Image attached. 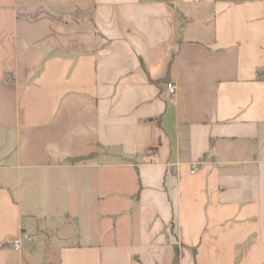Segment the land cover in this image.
Here are the masks:
<instances>
[{"label":"crops","instance_id":"obj_1","mask_svg":"<svg viewBox=\"0 0 264 264\" xmlns=\"http://www.w3.org/2000/svg\"><path fill=\"white\" fill-rule=\"evenodd\" d=\"M0 264H264V0H0Z\"/></svg>","mask_w":264,"mask_h":264},{"label":"built area","instance_id":"obj_2","mask_svg":"<svg viewBox=\"0 0 264 264\" xmlns=\"http://www.w3.org/2000/svg\"><path fill=\"white\" fill-rule=\"evenodd\" d=\"M167 90L171 96H174L177 92V85L175 83H168L167 84ZM193 173H194V171H193ZM30 241H31L30 237L27 234L22 233L19 237H17L13 241L12 247L14 249H20L25 243H28Z\"/></svg>","mask_w":264,"mask_h":264},{"label":"rangeland","instance_id":"obj_3","mask_svg":"<svg viewBox=\"0 0 264 264\" xmlns=\"http://www.w3.org/2000/svg\"><path fill=\"white\" fill-rule=\"evenodd\" d=\"M70 225L74 226L75 224L72 223ZM25 234H27L30 237L31 241L28 242V243H25L24 246H23V249L25 248V249H29L30 251H36L38 244L36 243V239H35L33 233H31V232L28 233V232L25 231ZM49 238L53 239L52 237H49ZM56 241H57V238L54 239V242H56ZM63 245H68V244H66V243L57 244L56 245V249L58 250V248H60V246H63Z\"/></svg>","mask_w":264,"mask_h":264}]
</instances>
